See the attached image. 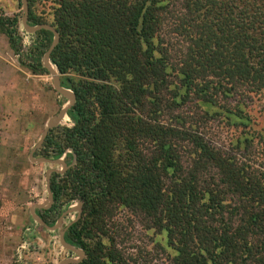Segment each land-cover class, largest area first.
<instances>
[{"label": "trees", "instance_id": "1", "mask_svg": "<svg viewBox=\"0 0 264 264\" xmlns=\"http://www.w3.org/2000/svg\"><path fill=\"white\" fill-rule=\"evenodd\" d=\"M27 1L28 23L58 32L50 61L75 94L73 124L36 151L67 158L45 223L82 202L65 238L85 256L70 264H142L123 212L152 231L163 264H264V163L201 131L214 117L248 125L243 101L264 91V0ZM19 22L0 12V33L20 66L48 73L53 32L30 33L25 49Z\"/></svg>", "mask_w": 264, "mask_h": 264}, {"label": "rangeland", "instance_id": "2", "mask_svg": "<svg viewBox=\"0 0 264 264\" xmlns=\"http://www.w3.org/2000/svg\"><path fill=\"white\" fill-rule=\"evenodd\" d=\"M47 4L36 3L35 9H47ZM22 6V0H0V12L8 16L18 15L19 32L26 49L31 36L22 25ZM3 56L5 61L0 64V73L6 77L7 92L3 96L6 104L1 110L2 120L6 123L0 127L5 132L0 134V264H31L36 261V253L46 251H51V258H54L49 264H58L66 257H76L59 241L60 232L75 219L76 212L67 214L62 225L52 232L32 218L30 207L44 202L48 195L46 171L51 168L62 170V166L33 162L29 153L39 141L48 119L59 111L66 98L54 89L50 73L33 74L20 66L9 45ZM243 102L245 114L249 117L247 126H237L214 117L201 131L212 144L261 166L264 163V91ZM234 104L231 102L230 105L233 109ZM69 124V118L65 117L60 125ZM243 135L251 140L236 146V140ZM36 151L34 157H41ZM62 159L67 160L65 155ZM76 203L73 201L71 206L75 207ZM126 214H119L118 219L131 232L130 240L125 242L127 251L142 250V264H163L164 254L151 241L152 231H146L135 219L130 223ZM27 227L32 229V235L26 234Z\"/></svg>", "mask_w": 264, "mask_h": 264}, {"label": "water", "instance_id": "3", "mask_svg": "<svg viewBox=\"0 0 264 264\" xmlns=\"http://www.w3.org/2000/svg\"><path fill=\"white\" fill-rule=\"evenodd\" d=\"M22 10H23V15H22V25L25 28V30L28 33H33L39 29H48L50 31L53 32L54 34V38L53 41L49 47V49L46 51V53L44 54L43 58H42V64L43 66L46 68V70L51 74L52 76V82H53V87L56 90V92H58L61 96H63L64 98H66V102L63 104V106L59 109V111L55 114L52 115L47 123L46 126L41 134V137L39 139V141L37 142V144L35 145V147L32 149L31 153H30V157L33 161L36 162H45V163H50V164H59L63 166V170H57V169H49L47 174H46V181H47V190H48V199L47 201H45L44 203H38V204H34L31 207V214L33 216V218L35 219V221H37L38 223L42 224L44 227L50 229V230H54L56 229L62 222L63 217L67 214H69L71 211H77V216L74 220H72L69 224L71 225L73 222H75L81 214V205L82 202L79 200H76V205L75 207H69L68 209H66L61 215L60 217L57 219L56 223L52 226L46 224L44 222L43 219H41V217L35 212L36 209L39 208H45L46 205H51L53 203V195L51 192V188H50V177L51 174L53 172H63L66 168H67V164L64 161V159H62V157L58 158V159H49L46 157H34V152L36 149H38L48 131L50 128L56 126V125H60L62 120L67 116V111L68 109L73 105L74 101H75V94L68 88H65L64 86H62L61 84V78H60V74L59 71L57 70V68L55 67V65L52 64V62L50 61V52L52 51V49L55 47V45L57 44L58 40H59V34L58 32L49 24H38V25H30L28 23V1L27 0H22ZM70 124H73V121L70 120ZM69 124V125H70ZM60 241L61 243L68 249L76 252L78 254L77 258H67L62 260L59 264H70V263H76L79 262L84 256H85V252L83 251L82 248L80 247H76L75 245L68 243L64 237V232H62V234L60 235Z\"/></svg>", "mask_w": 264, "mask_h": 264}, {"label": "crops", "instance_id": "4", "mask_svg": "<svg viewBox=\"0 0 264 264\" xmlns=\"http://www.w3.org/2000/svg\"><path fill=\"white\" fill-rule=\"evenodd\" d=\"M7 45H9L8 44V41H7V38H6V36L4 35V34H2V33H0V64L1 63H3L4 61H5V57L3 56V51L5 50V48H6V46ZM11 49V48H10ZM1 70V69H0ZM49 73V72H48ZM5 75H2L1 73H0V127L1 126H4L5 125V123L6 122H3L4 120H2V114H1V110L3 109V107L5 106V104H6V97L4 98L3 96L6 94V92H7V83H6V81H5ZM5 134V132L3 131V130H1L0 129V134ZM2 141V140H1ZM32 151V150H31ZM31 153V152H30ZM30 153H29V158L31 159V157H30ZM32 160V159H31ZM33 161V160H32ZM65 161V160H64ZM33 162H36V161H33ZM37 163V162H36ZM57 165H59V164H57ZM62 166V165H61ZM51 169H57V168H51ZM64 168H63V166H62V170H63ZM49 170V169H48ZM48 170L46 171V174H47V172H48ZM57 170H61V169H57ZM52 175V174H51ZM46 188H47V181H46ZM47 194H48V190H47ZM47 199H48V195H47V198H46V200L45 201H47ZM44 201V202H45ZM44 202H42V203H44ZM38 204V203H37ZM52 205V204H51ZM51 205H46V207L45 208H39V209H36L35 210V212L39 215V211H41V210H45V209H48L49 207H51ZM33 206V205H32ZM31 206V207H32ZM31 207H30V213H31ZM69 207H72L71 205L69 206ZM68 207V208H69ZM67 208V209H68ZM66 210V209H65ZM64 210V211H65ZM63 211V212H64ZM62 212V213H63ZM76 212V216H77V211H75ZM61 213V214H62ZM60 214V215H61ZM31 216H32V214H31ZM40 216V215H39ZM66 216V215H65ZM64 216V217H65ZM60 217V216H59ZM58 217V218H59ZM64 217H63V219H64ZM32 218H33V216H32ZM57 218V219H58ZM76 218V217H75ZM34 219V218H33ZM42 219V218H41ZM57 219H56V221H57ZM74 220V219H73ZM56 221L52 224V225H54L55 223H56ZM63 221V220H62ZM37 222V221H36ZM45 222V221H44ZM71 222V221H70ZM69 222V223H70ZM38 223V222H37ZM68 223V224H69ZM40 224V223H39ZM68 224L67 225H65V227L62 229V231L60 232V235L62 234V232H64V237H65V233H66V230L68 229V227L70 226H68ZM40 225H42V224H40ZM52 225H50V226H52ZM62 225V222H61V224L56 228V229H54V230H50V229H48V228H46V229H48L50 232H52V231H55V230H57L60 226ZM43 226V225H42ZM26 234L27 235H32V229L30 228V227H27L26 228ZM66 239V238H65ZM59 241H60V238H59ZM67 241V240H66ZM68 242V241H67ZM69 243V242H68ZM60 244H61V246L65 249V250H67V251H69V252H71L72 254H74L76 257H66V258H64V259H67V258H77L78 257V254L76 253V252H74V251H72V250H70V249H68V248H66L62 243H61V241H60ZM35 253V252H34ZM50 253H51V251H46V252H43V253H36L37 255H36V261L34 262V263H31V264H49V260H53L54 258L52 257L51 258V255H50ZM18 258H19V260L21 261V254H19L18 255ZM64 259H62V260H64ZM62 260H60L59 261V263L62 261ZM58 263V264H59Z\"/></svg>", "mask_w": 264, "mask_h": 264}]
</instances>
